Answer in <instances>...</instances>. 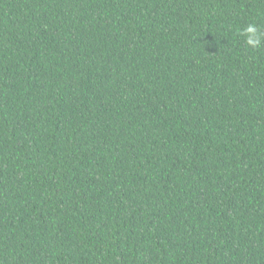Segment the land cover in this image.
Segmentation results:
<instances>
[{
	"label": "trees",
	"instance_id": "1",
	"mask_svg": "<svg viewBox=\"0 0 264 264\" xmlns=\"http://www.w3.org/2000/svg\"><path fill=\"white\" fill-rule=\"evenodd\" d=\"M264 0H0V264H264Z\"/></svg>",
	"mask_w": 264,
	"mask_h": 264
},
{
	"label": "clouds",
	"instance_id": "2",
	"mask_svg": "<svg viewBox=\"0 0 264 264\" xmlns=\"http://www.w3.org/2000/svg\"><path fill=\"white\" fill-rule=\"evenodd\" d=\"M239 35L244 37V43L251 49H257L264 44V31L255 23L246 24L239 30Z\"/></svg>",
	"mask_w": 264,
	"mask_h": 264
}]
</instances>
